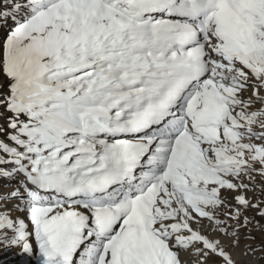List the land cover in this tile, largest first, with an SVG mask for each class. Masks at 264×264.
Instances as JSON below:
<instances>
[{"label":"snow or ice","instance_id":"snow-or-ice-1","mask_svg":"<svg viewBox=\"0 0 264 264\" xmlns=\"http://www.w3.org/2000/svg\"><path fill=\"white\" fill-rule=\"evenodd\" d=\"M0 248L264 264V0H0Z\"/></svg>","mask_w":264,"mask_h":264},{"label":"rangeland","instance_id":"rangeland-1","mask_svg":"<svg viewBox=\"0 0 264 264\" xmlns=\"http://www.w3.org/2000/svg\"><path fill=\"white\" fill-rule=\"evenodd\" d=\"M257 235V243L260 242V235ZM21 260H26L25 263H21ZM35 262L34 259L20 255L19 248H12L9 250H5L4 248H0V264H32Z\"/></svg>","mask_w":264,"mask_h":264},{"label":"bare ground","instance_id":"bare-ground-1","mask_svg":"<svg viewBox=\"0 0 264 264\" xmlns=\"http://www.w3.org/2000/svg\"><path fill=\"white\" fill-rule=\"evenodd\" d=\"M20 262H21V263H25L26 260H21ZM32 264H35V262H33Z\"/></svg>","mask_w":264,"mask_h":264}]
</instances>
